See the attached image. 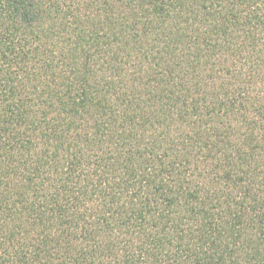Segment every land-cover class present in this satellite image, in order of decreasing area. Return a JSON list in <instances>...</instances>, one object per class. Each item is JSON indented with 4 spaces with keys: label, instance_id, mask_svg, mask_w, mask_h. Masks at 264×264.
Masks as SVG:
<instances>
[{
    "label": "trees",
    "instance_id": "obj_1",
    "mask_svg": "<svg viewBox=\"0 0 264 264\" xmlns=\"http://www.w3.org/2000/svg\"><path fill=\"white\" fill-rule=\"evenodd\" d=\"M0 264H264V0H0Z\"/></svg>",
    "mask_w": 264,
    "mask_h": 264
}]
</instances>
